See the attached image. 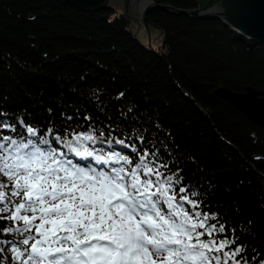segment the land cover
<instances>
[{
  "label": "trees",
  "instance_id": "16d2710c",
  "mask_svg": "<svg viewBox=\"0 0 264 264\" xmlns=\"http://www.w3.org/2000/svg\"><path fill=\"white\" fill-rule=\"evenodd\" d=\"M157 1L177 12L198 8L195 0ZM147 18L163 38L157 50L144 45L127 15L117 16L112 7L85 13L58 0H0V112L12 123L22 117L42 133L49 126L61 135L65 129L86 132L90 125L106 135L109 126L143 133L173 171L181 170L184 183L201 192V207L237 229L249 259L260 254L259 264L264 126L216 91L264 90V47L220 21L159 8ZM131 143L141 147L135 137ZM6 223L0 220V228ZM5 254L4 264H12L7 249Z\"/></svg>",
  "mask_w": 264,
  "mask_h": 264
},
{
  "label": "snow or ice",
  "instance_id": "6c2138e0",
  "mask_svg": "<svg viewBox=\"0 0 264 264\" xmlns=\"http://www.w3.org/2000/svg\"><path fill=\"white\" fill-rule=\"evenodd\" d=\"M180 171L135 129L42 133L0 112V264H256Z\"/></svg>",
  "mask_w": 264,
  "mask_h": 264
},
{
  "label": "water",
  "instance_id": "95a60500",
  "mask_svg": "<svg viewBox=\"0 0 264 264\" xmlns=\"http://www.w3.org/2000/svg\"><path fill=\"white\" fill-rule=\"evenodd\" d=\"M85 13L100 12L116 3L123 6L134 34H144L155 28L147 16L154 8L171 11L192 19L222 22L237 35L264 47V0H195L198 8L175 11L159 5L157 0H58ZM150 50H154L151 46ZM216 95L244 113L253 123L264 126V90L246 87L243 92L219 88Z\"/></svg>",
  "mask_w": 264,
  "mask_h": 264
},
{
  "label": "rangeland",
  "instance_id": "374dc122",
  "mask_svg": "<svg viewBox=\"0 0 264 264\" xmlns=\"http://www.w3.org/2000/svg\"><path fill=\"white\" fill-rule=\"evenodd\" d=\"M110 6L115 9L117 16L121 14L126 15V12L123 6L117 7L116 3H112L110 4ZM136 36L144 45H146L147 47L151 46L155 50H157L163 43L161 32L159 29H156V28H151L150 31L147 30L144 34H139ZM116 147L119 148L118 145Z\"/></svg>",
  "mask_w": 264,
  "mask_h": 264
},
{
  "label": "built area",
  "instance_id": "2783aa9c",
  "mask_svg": "<svg viewBox=\"0 0 264 264\" xmlns=\"http://www.w3.org/2000/svg\"><path fill=\"white\" fill-rule=\"evenodd\" d=\"M161 50H162V49H161ZM161 50H159V52H160Z\"/></svg>",
  "mask_w": 264,
  "mask_h": 264
}]
</instances>
